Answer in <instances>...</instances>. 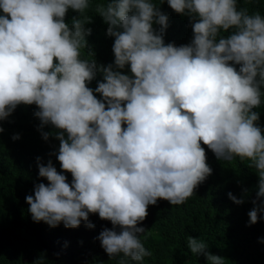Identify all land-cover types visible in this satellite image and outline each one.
<instances>
[{"label":"clouds","instance_id":"1","mask_svg":"<svg viewBox=\"0 0 264 264\" xmlns=\"http://www.w3.org/2000/svg\"><path fill=\"white\" fill-rule=\"evenodd\" d=\"M166 2L190 18L189 44L165 43L168 16L153 0L96 5L106 34L115 38L114 65L104 66L82 58L84 49L94 57L86 39L90 0H0V121L21 104H35L42 138L53 135L42 131L45 125L58 130V154L50 155L72 176L69 183L51 160L45 165L37 157L39 177L48 183L35 184L34 195L26 196L28 211L53 228L82 221L94 228L89 214L98 213L113 225L97 237L110 258L141 262L152 255L138 225L150 205H182L212 175L202 145L218 160L250 161L258 191L249 225L264 212L257 203L264 197V128L253 110L264 103V16L239 8L238 0ZM69 9L80 14L71 26ZM126 66L131 75L120 71ZM98 73L103 79L93 90L88 85ZM228 198L245 202L231 192ZM187 247L209 264H225L203 240L189 236Z\"/></svg>","mask_w":264,"mask_h":264},{"label":"trees","instance_id":"2","mask_svg":"<svg viewBox=\"0 0 264 264\" xmlns=\"http://www.w3.org/2000/svg\"><path fill=\"white\" fill-rule=\"evenodd\" d=\"M108 2L90 0L85 15L92 17V23L86 25L92 34L86 39L94 57L87 56V49L82 50V58L95 59L104 66L114 65L115 38L106 34L108 25L94 9L97 4L106 6ZM153 2L168 16L165 43L189 44L193 37L190 18L175 13L166 0L163 4L161 0ZM238 7H246L250 13L259 11L264 16V0L251 3L238 0ZM79 15L69 9L65 22L71 26L72 17ZM153 27L158 31L160 26L153 24ZM230 33L231 30L222 31L221 35L226 37ZM120 71L131 75L130 66ZM102 79L98 73L88 86L94 90ZM261 90L264 92V87ZM94 94L102 99L99 93ZM253 110L259 112L258 124L264 128V103ZM35 111H38L35 104H21L11 116L0 121L4 128L0 133V264H119L121 260L125 264H209L204 255L197 256L187 247L189 236L207 243V251L225 258V264H264V243L260 242L264 238V212L259 213L254 225H249L247 215L253 208L252 197L258 191L255 169L248 167L250 161H241L239 157L232 161L218 160L204 145L212 175L182 205L159 200L149 206L147 218L138 226L146 230L140 239L152 255L141 262L125 258L123 254L113 258L107 255L97 237L104 228L112 229L113 225L100 219L98 213L89 214L94 228H88L83 221L77 228H65L62 222L54 228L43 221L34 222L25 198L34 195L35 184L48 183L46 178L39 177L36 158L40 157L45 165L51 160L69 183L72 180L71 173L62 171L56 155H50L58 154L59 140L54 135L58 130L45 125L42 131L53 133L45 141L38 130L41 121L34 115ZM15 134L20 139L14 141ZM229 192L245 202L233 203L228 198ZM115 230L120 231L118 226Z\"/></svg>","mask_w":264,"mask_h":264},{"label":"water","instance_id":"3","mask_svg":"<svg viewBox=\"0 0 264 264\" xmlns=\"http://www.w3.org/2000/svg\"><path fill=\"white\" fill-rule=\"evenodd\" d=\"M256 199V194L253 195L252 197V200ZM258 204H264V200L263 198L261 197L258 201H257Z\"/></svg>","mask_w":264,"mask_h":264}]
</instances>
